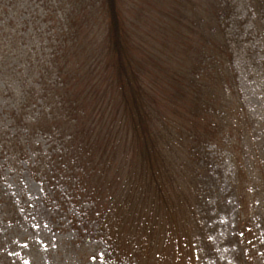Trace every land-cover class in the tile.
I'll list each match as a JSON object with an SVG mask.
<instances>
[{
  "label": "rangeland",
  "instance_id": "obj_1",
  "mask_svg": "<svg viewBox=\"0 0 264 264\" xmlns=\"http://www.w3.org/2000/svg\"><path fill=\"white\" fill-rule=\"evenodd\" d=\"M5 1L8 5L9 2L11 3L10 10L8 16L0 20V25L8 21L9 15H13L14 28H10L8 23L4 33L10 38L14 37L15 44L6 58L8 68L1 62V67L5 70L3 73L0 72V133L12 137L20 136V131L26 133L23 127L26 129L28 125L26 131L31 132L33 147L28 155L18 160L19 163L9 155L0 154V264H117L118 262L124 264V260L128 262L137 260V264H254L249 258L251 254L249 255L245 250L250 245H254L251 240L239 246L234 238L237 209H241L242 228L248 235H253L254 224L257 223L255 217L252 218L256 205L251 192L253 178L246 172H243L245 173L243 175L240 172L232 174L231 166L235 165L236 159L231 160L230 152L227 154L226 151L220 150L218 163L210 165L208 179L214 180L216 184L212 198L219 199L215 210L220 220L210 215L211 207L206 205L205 212L211 219H208L204 226L205 231L210 235L209 243L196 218L186 216V206L188 209V205L195 200L187 201L184 198L181 203L182 208L174 209L175 213L181 216L176 226L170 225L169 219L153 208L152 205L157 203L152 199L159 202L157 196L154 197L156 183L151 180L153 173L147 163L140 154L136 153V149L132 148V141L125 132L121 120V115L124 116L121 106L122 95L112 73V57L107 51L109 46L106 40L107 17L99 0H62V26L65 28L69 23H74L76 28L70 29L79 31L76 38L79 36L80 40L79 50L71 53L70 60L75 64L74 70L80 72V78L71 83L70 96L79 102L81 114L64 115V119L70 120L68 124L66 123L68 127L66 125L64 127L67 131L69 126L73 128L68 131L69 135L77 131V134L71 135L76 141L75 146L91 151L95 170L84 174L76 168L77 162L67 161L71 157L64 156L65 170L62 178L46 180L49 169L46 167H39L36 173L33 172V167L40 163L37 160L34 164L36 157L40 154H50V151L54 150L56 141H53L48 130L34 129L40 116L41 124L45 128V115L25 114L22 110L19 115H10V111L11 106L15 105L13 99L24 93L22 91L24 88L21 86L23 81L34 86L40 82L36 74H29L25 80L24 74L29 68L35 70L38 67L31 66V59L32 57L34 59L36 47L38 50L41 46L37 42L40 38L39 33L44 34L42 30L46 27V22L42 21L43 15L39 13L49 6L48 0ZM93 2L95 3L92 4ZM219 2L220 0H121L120 2L124 16L122 29L126 30L125 35L129 40L133 59L138 63L137 68L144 86V98L147 99L148 106L155 104L162 108L161 113L164 117L160 116L155 120L158 133L160 128L173 130V126L177 124L176 119L183 118L172 115L174 109H167L166 106H173L176 102V106L184 103L181 107L183 111L187 108L184 106L187 102H180L179 97H172L174 93L170 86L176 84L174 79L176 76L180 77L178 69H183L189 78L196 72L197 58L193 54L191 44L184 40L192 36L193 32L189 34L187 29L180 27L178 23L182 20L179 18H184L185 14L187 18L184 19L191 20L193 15L205 19L209 18L211 13L214 14L218 6L229 9L224 2L222 4ZM235 2L238 7L234 10V4H231L230 11L226 12L221 23L223 27L225 24L234 32L233 39L242 37L249 44L254 43V39L249 34L257 37L256 31L251 32L250 23L245 19L248 9L243 6V0H235ZM162 12L167 14L162 15ZM164 15L167 17H163ZM67 16L69 18H66ZM241 19L242 25L235 30L232 27L234 21ZM203 24L205 27L202 29ZM207 24L204 21L198 23V27L194 26L197 29L196 34L202 35ZM174 27L181 29L182 39L178 40L179 33L173 32ZM223 38L225 39V36L222 34L220 40L223 41ZM234 64L236 68H240L239 58L235 59ZM11 70L16 71L15 75L20 78H15ZM53 77L47 80L50 84L54 82L55 77ZM254 78L242 73L239 86L249 106L255 112L261 108L260 112L264 117V82L262 81L260 85L261 77L256 75ZM203 79L205 83L211 82L206 75ZM187 82H189L187 86L193 85L191 80ZM10 84L17 85L12 90L6 89L11 86ZM178 84L177 82L176 85ZM165 95L169 99L166 105H164ZM28 105H30L28 108L34 107L35 113L40 111V106H43L40 100L30 102ZM154 113L160 114L156 110ZM187 116L189 115H184V118ZM193 116L191 115V118ZM74 117L78 118V122H74ZM18 118L22 120L19 121ZM158 137L157 151L163 154V159L158 162L155 172L157 167H161L165 182L171 187L175 186L177 193L182 197L189 178L192 182L197 171L194 166L195 156L187 148V140L185 145H182L173 137H163V135ZM67 139H62V146ZM154 143L153 149L156 148V142ZM21 144L28 149L30 141H23ZM77 147L73 150L75 151ZM207 152L210 154L212 151L208 148L201 150L206 159ZM234 182L237 186L232 189ZM96 188L100 191L101 197L104 195L96 205L93 216L100 222L91 225L88 230L77 232L82 229L83 218L78 214L79 207L76 205H69L62 213L52 214L49 209V204L52 206L53 197L56 195L73 196L74 199H82V203L89 202L94 198L86 194L97 192ZM77 192L83 196H79ZM8 198L10 201L19 200V209L15 210L10 205L12 216L5 218L6 212L2 203ZM89 207L87 203L82 210ZM103 214L105 217H113L110 227L115 232L118 249L122 252L116 262L113 261L106 243L95 233L98 225L106 224L100 218ZM262 214L264 216V212ZM169 217L171 219V216ZM201 243L208 245L204 253L198 252V248L203 249ZM210 250H212L213 262L207 261Z\"/></svg>",
  "mask_w": 264,
  "mask_h": 264
},
{
  "label": "trees",
  "instance_id": "obj_2",
  "mask_svg": "<svg viewBox=\"0 0 264 264\" xmlns=\"http://www.w3.org/2000/svg\"><path fill=\"white\" fill-rule=\"evenodd\" d=\"M99 2L107 17L106 40L109 46L107 48L109 50L107 51L110 52L112 57V73L118 90H120L122 95L121 106L124 116L121 115V120L126 129L125 132L129 134L132 141V148L136 149V153L140 154V157L147 163V166L151 169V173H153V179L151 178V180L153 183H156L154 197L157 196L159 202L152 199L153 202L157 203V205H152L153 208L158 213L164 214L163 216L169 219L170 225L176 226L181 216H178L174 209L177 207L182 208L181 203L183 202L182 200H185L184 198L187 201L195 200L192 204L188 205V209L186 206L188 213H186V216L188 218H196L203 235L207 237L209 243L210 235L204 229L208 219L211 220L205 212V209H207L206 205L211 207L209 209L211 210L210 215L220 220L217 217L218 212L215 210L219 199L212 198V194L215 193L214 186L216 184L214 180L208 179L211 171L210 165L218 163V158L221 156L219 154L220 150L226 151L227 154L230 152L232 156L231 160L234 161L232 158L236 159L235 165L231 166L232 174L235 175V173L240 172L243 175L245 174L243 172H246L252 176L251 192L256 203L255 213H252V218L255 217V221L257 222L254 224L253 235H248L243 230V215H241V209H237L238 216L234 230L235 242L240 246L251 240L254 245L245 248L246 252L249 255L251 254L250 260L254 264H264V216L262 214L264 212V117L261 115V108L259 110V107H257L259 111L255 112L249 106L248 100L239 86L242 73H247L248 77L254 78L256 75L257 77H261L260 85L262 81L264 82V0H243V6L248 9L245 19L250 23L251 32L256 31L257 34V37L249 34L254 39V43L250 44L242 37L240 39H233L232 35H234V32L229 30L225 24L223 27L221 23L226 16V12L230 11L231 4H234V10L238 7L235 0H220L219 3L222 4L224 2L225 5L229 6V9L218 6L214 14L211 13L209 18L204 19L201 16L197 17V15H193L192 19L189 20L184 19L187 18L185 14L184 18H179L182 21L178 25L187 29L189 34L193 32L192 36L184 40L191 44L193 54L197 58L195 59L196 72L189 78L183 69H178L180 77L176 76L174 79L176 84L177 82L179 84L176 85L174 83V85L170 86L174 93L172 97H179L180 102H187V105H184L187 108L186 111H183L181 107L184 103L181 106H176V102L173 106H166L167 109H174L172 115H179L183 118L181 120L176 119L177 124L173 126V130L160 128V133L155 128V120L157 117L163 116V113H161L162 108L160 105L155 104H149L148 106L146 103L147 99L144 98V86H142L141 75L137 68L138 63L133 59L131 46L125 35L126 30L122 29L124 16L120 5L121 0H99ZM10 5V2L8 5L5 0H0V20L8 16ZM48 6L49 8L45 7L46 11L44 10L42 13H39L41 16L43 15L44 20L42 21L46 22V27L42 30L44 34L39 33L40 38L37 42L41 46L38 50L36 47L34 59L33 57L31 59V66L38 67L35 70L29 68L24 74V80L28 78L29 74L33 73L36 74L40 82L37 84L38 86H34V84L30 85V83L27 84L28 82L26 81H23V85L19 84L24 88L22 90L24 93L13 99V104L15 105L11 106L10 115H19L21 110L25 114L45 115V128L41 124L40 116L34 129H45L51 132V137L53 141H56V144L53 146L54 150L50 151V154H40L36 157L37 159L34 160V164L37 160L40 163L33 167V172L36 173L35 171L39 167L49 168L46 174L47 177L44 178L51 180L52 178L57 179V177L62 178L65 170L63 167L64 156L71 157L67 161L77 162L76 168L84 174L95 170V166L92 162L91 151L82 150L75 146L76 141L71 135L77 134V131L69 135L68 131L73 130V128L69 126V130L67 131L64 127V125L68 127L67 124L70 121L64 119V115L81 114L79 112V102L73 100L70 96L71 83L80 78V72L74 70L75 64L70 61L72 57L71 53H76L79 50V36L76 38L79 31L70 29L71 27L76 28L74 23H69L68 26L66 25L63 28L62 0H48ZM163 14L167 13L162 12ZM233 15L234 12L232 13V17ZM9 16L8 21L0 25V72L2 73L5 69L1 67V62L8 68L6 58L14 49L15 44V38H10L4 33V29L8 23L10 24V28H14L12 26L13 15ZM35 17L38 18L37 14H35ZM163 17L167 16L164 15ZM66 18H69V16ZM39 21H37V24H39ZM204 21L208 23L207 28L209 30L207 31V28H205L202 35L196 34L197 29L194 26L198 27V23H204ZM242 21V19L234 21L232 27L235 30L240 28ZM204 27L205 24H203L202 29ZM174 31L175 34L179 33L178 40L182 39L181 29L174 27ZM222 34L225 36L223 41L220 40ZM195 36L197 38H194ZM35 46H37L36 43ZM236 58L240 60V68L234 66ZM62 59H64L63 62ZM10 72L15 78H20V76L17 77L15 75L16 71L11 70ZM53 75L55 79L50 84L47 80L53 77ZM205 75L213 82L212 84H210L211 82L205 83L203 79ZM187 80H191L193 85L187 86V83H189ZM10 85L6 89L12 90L17 84ZM164 99L166 101L164 105H166L169 99L166 95ZM38 100L41 101L43 106H40V111H36L35 113L33 112L34 107L28 108L30 106L28 104ZM161 105L162 107L164 106L162 103ZM154 110L157 113L160 112V114L156 115ZM184 115L189 116L184 118ZM191 115H194L193 118H191ZM74 118V122H78V118ZM17 120L21 121L22 119L18 118ZM27 127L28 125L26 129L23 127L26 133L20 131V136L12 137L0 133V142L2 143L0 154L9 155L16 161L28 155L29 151L32 150L33 143L30 139L31 132L26 131ZM160 135H163V137H173L179 140L182 145H185L187 140L188 145L186 146L195 156L196 163L194 166L197 171L195 176H192V182H190L189 178L182 197L177 193L175 186L171 187L165 182L161 167H157L158 169L155 172V167L163 159V154L157 151L158 136ZM68 136L69 139H67ZM62 139H67L63 143V146ZM23 141H30L28 149H26L24 144H21ZM154 142H156L155 149H153ZM76 147L77 149L74 151L73 149ZM204 148L212 151L210 154L206 153L207 159L201 153V150ZM236 186L234 182L232 189H235ZM96 187L98 186L96 185ZM76 194L83 196L79 192ZM86 195L94 199L82 203V199H74L73 196L56 195L53 197L52 206L48 203L49 209L52 211V214H55L57 212L62 213L71 204L79 207L77 212L82 216L83 220L81 222L82 229L80 231L77 230V232L81 233L85 229L88 230L91 225H96L100 222L97 218H93V216L96 205H98L102 197L104 198V195L101 197L99 190L97 192L92 191ZM191 198L193 200H190ZM87 203H89L90 207L83 211L82 209ZM10 205L15 210L16 208L19 209V200L10 201V198H8L7 201L2 203L4 212H6L5 218L12 216L9 209ZM204 214L206 215L204 216ZM169 216H171V219ZM100 218L106 224H103V226L98 225L95 233L106 243L113 261L116 262L122 252L118 249L119 246L115 232L110 227L111 218L113 217H105L103 214L100 215ZM73 224H76V222L73 221ZM75 226L78 227L77 224ZM201 244V248L203 249L198 248L199 253L208 248L207 244ZM211 251L207 254L209 260L206 258L209 262L214 261ZM239 254L241 255L240 249ZM136 261L128 262V260H124V264H137Z\"/></svg>",
  "mask_w": 264,
  "mask_h": 264
}]
</instances>
